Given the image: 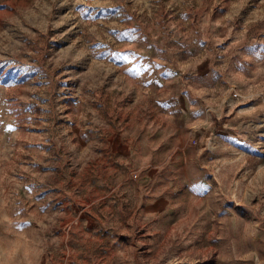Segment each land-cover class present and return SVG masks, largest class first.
<instances>
[{"label":"rangeland","instance_id":"374dc122","mask_svg":"<svg viewBox=\"0 0 264 264\" xmlns=\"http://www.w3.org/2000/svg\"><path fill=\"white\" fill-rule=\"evenodd\" d=\"M113 1L0 0V264H264V0Z\"/></svg>","mask_w":264,"mask_h":264},{"label":"crops","instance_id":"0c3cea01","mask_svg":"<svg viewBox=\"0 0 264 264\" xmlns=\"http://www.w3.org/2000/svg\"><path fill=\"white\" fill-rule=\"evenodd\" d=\"M129 0H125V4H128ZM90 3L94 5L93 10L91 9V16H95V20L97 24L102 23L103 21H106L107 24H105L106 27V39L112 38L114 39V36L124 32L128 34L130 30L135 28V30L140 31L139 26H132L124 24L123 22H126V20H129L128 15L125 10V6L122 3H115L113 0H90ZM103 3V4H102ZM89 13V12H88ZM117 23L115 27H113V24ZM99 58L101 61H104L103 58H105V50L109 48V43L107 40L100 41L99 42ZM100 92L97 91L93 92V95L96 97L99 96ZM106 138V136H105Z\"/></svg>","mask_w":264,"mask_h":264}]
</instances>
